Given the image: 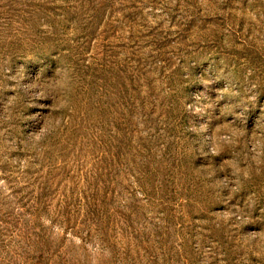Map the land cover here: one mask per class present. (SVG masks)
Instances as JSON below:
<instances>
[{"label": "rangeland", "instance_id": "374dc122", "mask_svg": "<svg viewBox=\"0 0 264 264\" xmlns=\"http://www.w3.org/2000/svg\"><path fill=\"white\" fill-rule=\"evenodd\" d=\"M261 137L264 0H0V264H264Z\"/></svg>", "mask_w": 264, "mask_h": 264}, {"label": "clouds", "instance_id": "9594fccd", "mask_svg": "<svg viewBox=\"0 0 264 264\" xmlns=\"http://www.w3.org/2000/svg\"><path fill=\"white\" fill-rule=\"evenodd\" d=\"M22 69L23 68H19ZM18 70V69H17ZM69 68L67 67H61L60 65L55 69L54 73L48 77V78H44L41 79L39 77V80H35L34 82H32L31 84L28 85H21V81L22 79L19 81V85L20 88L24 90V95H25V99L28 100V98H31V101L34 100H41V99H45V98H51L52 99V92H59V93H63V90L66 88L68 81L70 80V75H69ZM17 72V71H16ZM10 78L15 77L16 73L14 75H9ZM24 78V77H23ZM33 85H35L33 87ZM42 85L45 87H49L50 91L49 92H43L42 89ZM250 99L255 100L256 98L250 97ZM193 106H190L189 108H192ZM200 106L195 107L194 111L196 112H200ZM188 108V109H189ZM204 126H201L200 128H192L194 131V133H198L200 132L199 130L201 128H203ZM206 130V128H204V131ZM219 139V138H218ZM261 139H264V137H261ZM235 140H232L231 143H235ZM209 154L211 155V148L209 149ZM219 153H216V155H218ZM235 189H233L234 191Z\"/></svg>", "mask_w": 264, "mask_h": 264}]
</instances>
